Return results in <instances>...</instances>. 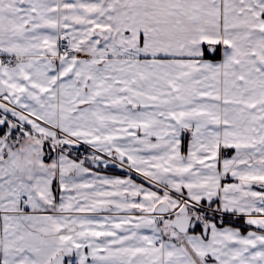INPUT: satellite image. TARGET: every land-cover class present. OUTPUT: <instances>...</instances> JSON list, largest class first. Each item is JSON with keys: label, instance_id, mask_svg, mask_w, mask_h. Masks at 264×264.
I'll list each match as a JSON object with an SVG mask.
<instances>
[{"label": "snow or ice", "instance_id": "snow-or-ice-1", "mask_svg": "<svg viewBox=\"0 0 264 264\" xmlns=\"http://www.w3.org/2000/svg\"><path fill=\"white\" fill-rule=\"evenodd\" d=\"M0 264H264V0H0Z\"/></svg>", "mask_w": 264, "mask_h": 264}, {"label": "crops", "instance_id": "crops-1", "mask_svg": "<svg viewBox=\"0 0 264 264\" xmlns=\"http://www.w3.org/2000/svg\"><path fill=\"white\" fill-rule=\"evenodd\" d=\"M116 174H119V173H118V171H117V173H116Z\"/></svg>", "mask_w": 264, "mask_h": 264}]
</instances>
